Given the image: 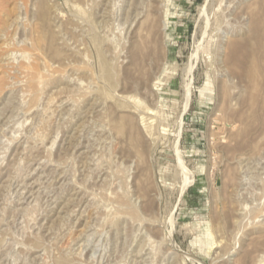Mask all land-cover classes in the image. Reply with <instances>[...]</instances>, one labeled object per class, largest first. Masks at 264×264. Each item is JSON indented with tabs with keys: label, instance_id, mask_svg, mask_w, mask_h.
I'll return each mask as SVG.
<instances>
[{
	"label": "rangeland",
	"instance_id": "obj_1",
	"mask_svg": "<svg viewBox=\"0 0 264 264\" xmlns=\"http://www.w3.org/2000/svg\"><path fill=\"white\" fill-rule=\"evenodd\" d=\"M263 258L264 0H0V264Z\"/></svg>",
	"mask_w": 264,
	"mask_h": 264
},
{
	"label": "bare ground",
	"instance_id": "obj_2",
	"mask_svg": "<svg viewBox=\"0 0 264 264\" xmlns=\"http://www.w3.org/2000/svg\"><path fill=\"white\" fill-rule=\"evenodd\" d=\"M16 224V223H15ZM82 242V241H81ZM264 259V258H263ZM263 264V263H262Z\"/></svg>",
	"mask_w": 264,
	"mask_h": 264
}]
</instances>
